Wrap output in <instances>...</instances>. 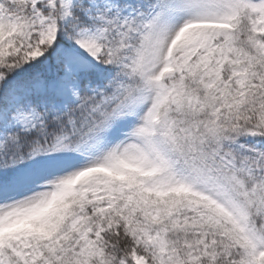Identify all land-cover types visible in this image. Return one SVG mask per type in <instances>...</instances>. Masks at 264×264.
Listing matches in <instances>:
<instances>
[{
	"label": "snow or ice",
	"instance_id": "obj_1",
	"mask_svg": "<svg viewBox=\"0 0 264 264\" xmlns=\"http://www.w3.org/2000/svg\"><path fill=\"white\" fill-rule=\"evenodd\" d=\"M0 264H264V0H0Z\"/></svg>",
	"mask_w": 264,
	"mask_h": 264
}]
</instances>
